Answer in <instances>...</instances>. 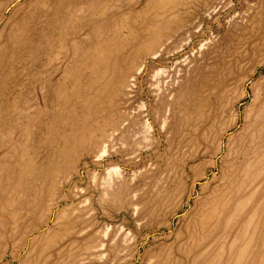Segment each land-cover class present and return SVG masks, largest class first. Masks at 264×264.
<instances>
[{
	"label": "rangeland",
	"instance_id": "374dc122",
	"mask_svg": "<svg viewBox=\"0 0 264 264\" xmlns=\"http://www.w3.org/2000/svg\"><path fill=\"white\" fill-rule=\"evenodd\" d=\"M0 264H264V0H0Z\"/></svg>",
	"mask_w": 264,
	"mask_h": 264
}]
</instances>
